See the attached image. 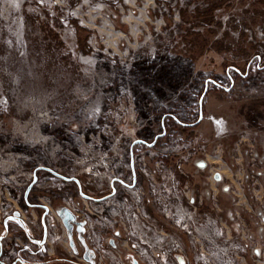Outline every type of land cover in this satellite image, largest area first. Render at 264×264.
Listing matches in <instances>:
<instances>
[{
  "label": "rangeland",
  "instance_id": "rangeland-1",
  "mask_svg": "<svg viewBox=\"0 0 264 264\" xmlns=\"http://www.w3.org/2000/svg\"><path fill=\"white\" fill-rule=\"evenodd\" d=\"M225 134L234 154L243 136L251 163L260 159L264 0H0V177L9 188L33 187L37 203L52 197L59 211L64 196L98 208L112 193L146 190V169L156 185L173 175L190 206L186 165ZM53 174L68 181L64 193L44 187Z\"/></svg>",
  "mask_w": 264,
  "mask_h": 264
},
{
  "label": "built area",
  "instance_id": "built-area-1",
  "mask_svg": "<svg viewBox=\"0 0 264 264\" xmlns=\"http://www.w3.org/2000/svg\"><path fill=\"white\" fill-rule=\"evenodd\" d=\"M255 159L256 154H252ZM145 166L144 163H142ZM147 180V189L132 187L126 196H116L114 193L97 201L98 208L89 207L86 202L92 199L84 196L82 207H79L71 196L62 198V208L68 209L77 222L83 223L82 237L87 249L92 252L94 264H130L111 246V240L121 232L128 251L138 264H187L182 242L179 237L170 234L159 227L145 204H149L159 212L164 219L182 233L190 248L195 251L197 264H238L248 252L256 251L262 256V249L255 247L254 237H244V225L240 210L234 208L226 213L227 222L231 225L230 233L225 223L214 218L210 212L199 211L183 201L186 195L172 184L173 175L164 176L155 184L153 173L142 170ZM263 175V170L255 174V178ZM37 182L36 177H34ZM68 186V181L53 174L46 182L47 192L54 195L62 194ZM17 186L11 188L13 197L0 204V220L6 219L15 209V204L23 198ZM40 207L45 209L43 227L45 245L68 243L65 229L58 215L59 210L52 205V197L38 198ZM258 235L264 233V226L258 228ZM0 244V264H11L15 257L18 241ZM259 264H264L258 261Z\"/></svg>",
  "mask_w": 264,
  "mask_h": 264
},
{
  "label": "crops",
  "instance_id": "crops-1",
  "mask_svg": "<svg viewBox=\"0 0 264 264\" xmlns=\"http://www.w3.org/2000/svg\"><path fill=\"white\" fill-rule=\"evenodd\" d=\"M232 139L230 134L213 137L209 143H213L215 151L208 149L209 152L194 158L192 166L190 162L186 165V169H192V172L189 170L190 173L186 175L191 183L189 203L213 213L223 223H226L225 212L238 208L248 235L254 237L253 245L263 250L262 256H258L256 251L249 252L239 260L240 264H255L257 260L264 263V235L256 233L260 225L264 226V142L257 146L260 159L252 164L247 138L243 136L236 138V142H239L237 154H234L230 147L229 143ZM244 141L247 143H243ZM259 170H263V175L255 178V171ZM36 171L38 169L33 173L35 174ZM4 179L3 176L0 177V204L13 197L11 188ZM223 186H228L229 191L221 190ZM32 188L26 196L23 193L25 198L15 204V209L10 216L0 220L2 244H7L9 241L20 243V246L16 248L13 262L16 264H87L83 258L84 247L75 232L73 248L70 247L69 242L45 245L44 211L36 202V193ZM162 224L168 231L171 230L169 225ZM171 232L185 243L183 234L174 230ZM111 246L130 264H138L128 251L121 232L111 240ZM186 252L192 264V252L188 248Z\"/></svg>",
  "mask_w": 264,
  "mask_h": 264
},
{
  "label": "water",
  "instance_id": "water-1",
  "mask_svg": "<svg viewBox=\"0 0 264 264\" xmlns=\"http://www.w3.org/2000/svg\"><path fill=\"white\" fill-rule=\"evenodd\" d=\"M199 117H202V113H199ZM49 171V170H47ZM50 172V171H49ZM56 175V174H55ZM59 176V175H57ZM60 177V176H59ZM35 181V179H34ZM75 182L78 184V182L75 180ZM30 190V187L27 189L25 196L27 195L28 191ZM44 211V215H45V209L43 207H41ZM61 223L65 229V233L67 236V240L69 242V245L71 248H73V243H74V237L73 234L74 232L77 234L78 239L80 241V243L82 244V246L84 247V254H83V258L85 260V262L87 264H94V260H93V254L91 251H89L87 249V246L84 242V239L82 237L83 234V223L82 222H77L75 216L66 208H62L59 213H58ZM0 244H1V238H0Z\"/></svg>",
  "mask_w": 264,
  "mask_h": 264
},
{
  "label": "trees",
  "instance_id": "trees-1",
  "mask_svg": "<svg viewBox=\"0 0 264 264\" xmlns=\"http://www.w3.org/2000/svg\"><path fill=\"white\" fill-rule=\"evenodd\" d=\"M208 13H209V14H208ZM201 15H202L204 18H206V17H210V15H211V10L206 11V12H203V14H201ZM210 20L212 21L211 18H210ZM210 20H209V21H210ZM73 23H74V27H75V29H76L77 32H79V31H84V32L86 31V32H87L86 29H83L82 27L78 26L77 23H76L75 21H74ZM235 70H236L237 72L239 71V69H237V68H235ZM172 71H173L172 69H171V70L169 69L168 73L171 74ZM175 73H176V71H175ZM179 75H181V74H179ZM182 75H183V74H182ZM209 81H210L209 79H206V80H205V83H207V82H209ZM176 83H178V82L176 81ZM176 83H172V84L169 83V84H168V87H169V88H172V87L175 88ZM211 83L215 85L214 82H211ZM174 84H175V85H174ZM159 95H160V94H159Z\"/></svg>",
  "mask_w": 264,
  "mask_h": 264
},
{
  "label": "flooded vegetation",
  "instance_id": "flooded-vegetation-1",
  "mask_svg": "<svg viewBox=\"0 0 264 264\" xmlns=\"http://www.w3.org/2000/svg\"><path fill=\"white\" fill-rule=\"evenodd\" d=\"M185 203V202H184ZM196 207H197V209L201 212V211H206V212H209V211H207V210H202L199 206H197V205H195ZM217 210V209H216ZM231 210H233V209H231ZM229 211V210H228ZM226 213H227V211L225 212V220H226V223H225V225L228 227V229H229V231H230V233L231 234H233L232 233V230H231V225L227 222V219H226ZM210 214L214 217V218H216V219H218L219 221H221V219L220 218H218L216 215H214L213 213H211L210 212ZM240 217H241V213H240ZM241 220H242V218H241ZM222 222V221H221ZM243 222V221H242ZM244 225V224H243ZM244 237H247V236H249L248 235V233H247V229H246V227H245V225H244ZM257 234H258V231L256 232ZM261 235H264V233L263 234H261ZM255 236V235H254ZM251 237V236H250ZM1 244H2V242H1ZM3 245V244H2ZM249 253V252H248ZM247 253V254H248ZM262 253H263V250H262ZM246 254V255H247ZM245 255V256H246ZM2 257V254L0 253V258ZM244 257V256H243ZM11 264H16L15 262H13V260H12V262H11Z\"/></svg>",
  "mask_w": 264,
  "mask_h": 264
},
{
  "label": "snow or ice",
  "instance_id": "snow-or-ice-1",
  "mask_svg": "<svg viewBox=\"0 0 264 264\" xmlns=\"http://www.w3.org/2000/svg\"><path fill=\"white\" fill-rule=\"evenodd\" d=\"M201 167H203V165H201ZM117 235H119V233H117Z\"/></svg>",
  "mask_w": 264,
  "mask_h": 264
}]
</instances>
